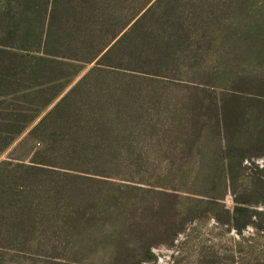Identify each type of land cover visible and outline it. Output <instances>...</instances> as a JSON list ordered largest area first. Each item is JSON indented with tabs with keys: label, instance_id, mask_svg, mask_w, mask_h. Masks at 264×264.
<instances>
[{
	"label": "trees",
	"instance_id": "1",
	"mask_svg": "<svg viewBox=\"0 0 264 264\" xmlns=\"http://www.w3.org/2000/svg\"><path fill=\"white\" fill-rule=\"evenodd\" d=\"M0 1V87L7 73L8 88L33 82L12 92L25 108L5 110L0 150L57 98L54 84L88 68L27 132L40 145L28 163L5 164L0 244L25 251L65 229L55 244L67 256L41 264H146L203 216L224 233L264 229V166L253 164L264 157V27L250 0H155L137 19L153 0ZM176 90L188 94L178 108L166 95ZM132 202L148 205L149 225L128 218Z\"/></svg>",
	"mask_w": 264,
	"mask_h": 264
},
{
	"label": "rangeland",
	"instance_id": "2",
	"mask_svg": "<svg viewBox=\"0 0 264 264\" xmlns=\"http://www.w3.org/2000/svg\"><path fill=\"white\" fill-rule=\"evenodd\" d=\"M154 1L155 0L150 2L143 10H141V12L135 19L140 17V15H142L144 11H146L153 4ZM213 1L214 0H198L197 3L210 5V3H215ZM1 2L2 1H0V3ZM249 2V11L252 13L253 17L251 18L253 20V23L264 27V15H262L264 10L258 11L259 6L255 4L253 5V0H250ZM199 8H201L200 11L199 9H184V12H181V14L185 15L193 11L196 15H201L205 9H209L208 7ZM202 61H206V66L208 65V62H210V60L208 59ZM87 69L83 70L78 77H75L73 79L66 78L54 84L50 93L59 91L60 93H58L59 95L57 96V98L45 108H42L37 112H32L27 116L25 115L27 118L28 116H35V120L33 121V123L27 126L25 132H23L19 136H15L11 141H9L7 145H5V147L0 150L1 178L7 177V172L11 171L12 169V166L8 167L5 165L6 163H28L30 154L35 148H39L40 145L36 142V140L27 137V132L34 124H36L41 119V117H43L52 108V106L62 96H64L68 92V90L87 71ZM6 75L8 76V78H6L5 76L6 82L5 84H3V86L0 87V125L4 123L3 114H6V112H8L5 110H7L8 108H15L16 106L25 108L22 105L25 103L20 102L23 101V98H21L23 95L20 93L12 94V92L15 90H22L30 85H33V82L27 83L21 81V83H19V85L15 88H8L6 87V85L12 78L10 73H7ZM35 83L38 82L36 81ZM220 85L225 84L221 83ZM221 87L224 88V86ZM218 90H216L215 92L217 93ZM4 95H6V97H4ZM158 95H161L162 97L163 93ZM166 95L168 96V99L171 100L170 103L174 108H178V105L180 106L181 102H184L188 97V94L185 90H176V93H171V91H169ZM16 98L18 100H14ZM24 118L25 117H23V119ZM184 128L186 130L192 129L189 125H186ZM4 138L0 141L6 142ZM205 143L208 147H214L213 144L207 142ZM189 145L190 142L187 143V146ZM2 164L3 166H1ZM253 164L259 165L260 167L264 166V157L256 159ZM246 165L248 167V164ZM248 169L250 170V167ZM248 169L246 170V174L244 175L248 174ZM81 187H83L82 190L86 193H91L96 190L97 195H101L98 187L93 184L83 183ZM130 205L131 206L128 208V210H126L128 218H131L132 222L138 221L140 219L144 224H148L146 216V214H148L147 210H149L148 205H145L143 202H132ZM223 205L227 209L231 210L234 206L232 198L230 196H226V198L223 200ZM161 206H163L162 210H165L167 213H164V216H168L169 204L163 203L157 208L159 209ZM256 210L264 211V203L260 206H257ZM198 221L199 222L189 226L183 234L179 235L174 241L173 245L169 246L168 243H164L163 245L152 248L154 260L151 262H147L146 264H198L196 262V259L200 256H207L208 254H212L214 258L213 261H215L217 264H264V229L255 230L254 228L248 227L242 232L241 235H237L235 232L224 233L222 229L215 226V223L211 219H209L208 216L200 217ZM157 222L158 221H154L151 224H156ZM151 228L154 229V226ZM5 229L6 227H3L1 230L4 231ZM39 230L42 229L39 228L38 231ZM61 232L63 235L60 233V236L58 235L56 230H52L47 234L45 233L44 239L47 241H42L41 239L43 236L35 234V236H33L34 240L30 242L25 251L19 250V247H12L7 241H2L0 244V264H41V256H67V247H64L65 249H63V246L58 247V245L55 244L56 241H58L57 243L61 242V244H63L61 236H64L66 234V231L65 229H62ZM151 233L154 234L151 237L152 241L156 240V238H158L159 236H164L162 234H159L156 230ZM162 241L166 242L168 240L164 236ZM46 242H51V245H46ZM108 248L109 247H106V249L104 250L99 248L97 260H100L105 256ZM230 256H233L234 261H230ZM79 262V264H90L88 261Z\"/></svg>",
	"mask_w": 264,
	"mask_h": 264
}]
</instances>
